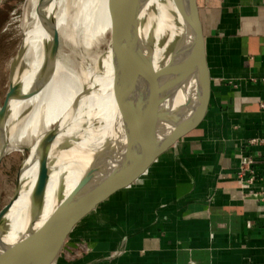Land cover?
<instances>
[{
    "label": "crops",
    "instance_id": "0c3cea01",
    "mask_svg": "<svg viewBox=\"0 0 264 264\" xmlns=\"http://www.w3.org/2000/svg\"><path fill=\"white\" fill-rule=\"evenodd\" d=\"M210 109L148 176L88 215L59 264H264V0H204ZM208 18V19H207ZM253 177V179H252ZM80 240L94 251L74 254Z\"/></svg>",
    "mask_w": 264,
    "mask_h": 264
},
{
    "label": "bare ground",
    "instance_id": "6f19581e",
    "mask_svg": "<svg viewBox=\"0 0 264 264\" xmlns=\"http://www.w3.org/2000/svg\"><path fill=\"white\" fill-rule=\"evenodd\" d=\"M74 1L79 10L72 24L67 19L69 8L61 6L62 0H28L31 10L21 24L22 42L9 62L8 75L0 69L1 87L32 48L33 73L40 95L38 129L47 134L57 127L50 147L49 180L40 194L34 192L39 171L38 145L26 143L7 150L4 142L9 136L0 126V159L7 152L26 148L31 151L19 173V197L8 211L4 233L0 235V261L18 249L27 253L44 236L45 228L87 171L90 155L119 136L123 128L120 111L133 107L137 101L138 54L129 32L127 12L130 9L136 13L139 0ZM79 18L84 21L89 42L94 36L110 33L113 45L108 44L88 76L71 71L58 57L48 70L56 36L72 41L81 38ZM185 33L176 0H148L139 22V48L151 58L156 69L167 64L172 45ZM16 60H20L17 65ZM77 62L82 59L77 57ZM26 90L25 99L34 92L32 86ZM184 98L183 91L178 92L174 104L180 105ZM8 115L7 110L2 121Z\"/></svg>",
    "mask_w": 264,
    "mask_h": 264
},
{
    "label": "water",
    "instance_id": "95a60500",
    "mask_svg": "<svg viewBox=\"0 0 264 264\" xmlns=\"http://www.w3.org/2000/svg\"><path fill=\"white\" fill-rule=\"evenodd\" d=\"M147 2L139 0L138 11L133 13L128 9L127 12L129 32L138 54L135 63L138 94L133 107L120 111L123 128L119 136L90 155L87 171L36 245L24 254L18 249L14 255H5L0 264H59L69 239L88 215L116 193L141 183L164 154L197 133L206 121L212 97L204 19L205 16L211 18L206 14L207 6L204 0H176L186 33L175 40L167 64L156 69L151 58L139 48V22ZM57 54L55 43L50 63L55 61ZM180 91L185 98L180 105H175V96ZM7 110L8 101L5 100L0 107V122ZM56 128L48 131L38 144L35 193L43 194L49 180L50 147L56 138ZM19 187L18 176L12 199L0 210V235L4 233L6 215L19 197ZM127 238L124 235L117 249L84 264L118 258L125 252ZM93 251L94 246L80 240L74 254L81 256Z\"/></svg>",
    "mask_w": 264,
    "mask_h": 264
},
{
    "label": "rangeland",
    "instance_id": "374dc122",
    "mask_svg": "<svg viewBox=\"0 0 264 264\" xmlns=\"http://www.w3.org/2000/svg\"><path fill=\"white\" fill-rule=\"evenodd\" d=\"M61 6L69 8L67 19L73 24L72 20L76 16L79 7L75 4L74 0H62ZM30 10L31 7L28 0L1 1L0 69L4 70L6 75L9 73V62L17 53L22 42L21 24L23 18ZM77 24L83 30L79 41H76V39L73 41L66 40L62 35L56 36L55 43L58 45L57 57L71 71L81 76H88L95 70V64L101 60L109 46L108 44H112V41L110 42L111 34L109 33L107 36H94L89 42L86 37V27L83 19L79 18ZM27 56L22 58L23 61L21 59V63L0 87V107L5 100L8 101L9 106L8 118L0 122V126L5 128L9 136L8 140L4 142L7 150L23 144L25 145L26 143L38 145L44 135H46L44 131L38 129L40 95L33 73L34 53L32 48ZM77 57L82 59L81 63L77 62ZM19 62L20 60H16L15 64L17 65ZM51 68L52 64L50 63L47 69L51 70ZM30 86L33 87V95L25 99L26 89ZM30 153V149L11 151L5 153L0 159V210L12 199L24 159L27 161Z\"/></svg>",
    "mask_w": 264,
    "mask_h": 264
},
{
    "label": "built area",
    "instance_id": "2783aa9c",
    "mask_svg": "<svg viewBox=\"0 0 264 264\" xmlns=\"http://www.w3.org/2000/svg\"><path fill=\"white\" fill-rule=\"evenodd\" d=\"M253 142H260L264 145V138L263 139H255V140H253ZM252 179H253V177H252Z\"/></svg>",
    "mask_w": 264,
    "mask_h": 264
}]
</instances>
